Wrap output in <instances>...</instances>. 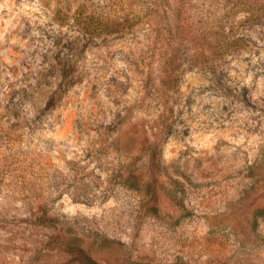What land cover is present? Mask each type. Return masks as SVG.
<instances>
[{
  "label": "rangeland",
  "instance_id": "rangeland-1",
  "mask_svg": "<svg viewBox=\"0 0 264 264\" xmlns=\"http://www.w3.org/2000/svg\"><path fill=\"white\" fill-rule=\"evenodd\" d=\"M76 1L0 0V264H84L46 197L96 264H264V0H83L130 28L77 59Z\"/></svg>",
  "mask_w": 264,
  "mask_h": 264
},
{
  "label": "trees",
  "instance_id": "trees-1",
  "mask_svg": "<svg viewBox=\"0 0 264 264\" xmlns=\"http://www.w3.org/2000/svg\"><path fill=\"white\" fill-rule=\"evenodd\" d=\"M155 9L157 11L158 7H156ZM65 11L66 13L73 11L71 20L75 33L74 57L76 59L79 58L82 53V43L85 42V40L94 43L102 38L110 37L117 33H122L130 28V26L127 24L126 19L124 20L120 16L109 14L103 10L94 9L83 0H77L74 3V8L65 9ZM180 11V9L174 10L171 8H167L163 11V15L167 16L168 20L164 24V32L162 31L163 33H161L160 35L165 38V42H168V39L173 38L172 36L176 33V31H180V26L178 28L177 21L172 19L177 14H180ZM178 34L179 33L177 32L176 35ZM187 63L192 66L197 65L202 67L212 65L211 61H208L207 58L205 59L203 53H197L188 56ZM61 75V77L63 78L64 74L62 73ZM51 101V99H48L46 101V108L52 106ZM119 126H121V124H118V127ZM113 143H118L117 138L113 140ZM120 178L123 182L128 183L130 180V174H123L122 176H120ZM79 187L80 188H78V191L82 192V195H85V184L81 182L79 184ZM27 191L32 192L33 188L29 187ZM45 199L46 200L37 205V208L34 212H29L26 215L28 217L27 221L30 225L37 226L49 231L50 235L46 236L42 247L49 250H65L72 258H79L84 264H96V262L88 254V252H86L85 248L82 245L83 242L82 240H79L78 235L72 234L67 236L60 233L57 223L58 220L49 212V210H47L49 202L47 200V197ZM257 217L264 218V208L256 210L254 214V220H256Z\"/></svg>",
  "mask_w": 264,
  "mask_h": 264
}]
</instances>
